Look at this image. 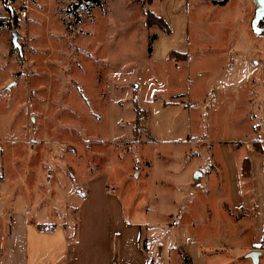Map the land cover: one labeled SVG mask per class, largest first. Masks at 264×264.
Returning a JSON list of instances; mask_svg holds the SVG:
<instances>
[{
    "label": "rangeland",
    "instance_id": "374dc122",
    "mask_svg": "<svg viewBox=\"0 0 264 264\" xmlns=\"http://www.w3.org/2000/svg\"><path fill=\"white\" fill-rule=\"evenodd\" d=\"M87 2L74 7L70 0H29L28 16L16 19L0 0V230L24 196L64 200L69 183L81 193L82 166L88 171L119 158L127 164L121 186L128 192L146 169L145 161L136 167L133 154L148 157L153 147L171 159L159 161L155 174L174 197L158 217L169 230H206L209 216L216 217V230H264V17L254 28L255 0ZM146 8L165 17L167 31L145 26ZM12 29L20 51L12 45ZM150 34L162 36V47L188 51L189 61L177 68L160 58L150 61ZM153 94L160 98L152 100ZM135 100L149 111L158 137L153 145L136 146L151 136L143 112L134 140ZM194 135L207 141L189 144ZM228 146L243 147L230 153ZM190 148L202 155L213 148L230 164V198L240 193L235 158L254 159L261 168L254 170L256 211L224 204L219 216L223 188L214 180L201 178L205 191L177 196L182 188L175 175L183 173L175 168L177 154ZM57 208L59 215L64 209Z\"/></svg>",
    "mask_w": 264,
    "mask_h": 264
},
{
    "label": "crops",
    "instance_id": "0c3cea01",
    "mask_svg": "<svg viewBox=\"0 0 264 264\" xmlns=\"http://www.w3.org/2000/svg\"><path fill=\"white\" fill-rule=\"evenodd\" d=\"M161 17L165 20L164 16ZM160 39L162 36L158 35L151 42V51H148L150 61L160 58L176 68L179 62L183 63L186 59L189 61L190 56L186 54L188 51L170 46L162 47ZM170 54L186 55L182 56V60L178 58L174 61ZM230 64L233 67L234 59ZM231 67L223 72L224 83L233 69ZM260 83L264 85V78ZM182 97L184 100V96ZM158 98V94L151 96L152 100ZM135 102L146 112V123L151 136L143 143L138 142L136 146L153 145L158 137L148 124L149 111L141 108L136 100ZM185 105L191 107L187 102ZM199 119L200 115L198 122ZM187 140L189 144L207 141H201L195 135ZM240 148L229 147V151L233 153ZM152 149L148 157L137 158L133 154L136 167L145 161L146 169L143 177L131 183L133 185L129 186L128 192H124L121 186L122 168L127 164L114 158L106 167H100L96 163L92 164L94 169L89 168L92 165L87 167L88 171L84 170V166L80 168L82 173L78 176L83 189L81 193H76L69 183L70 190L65 192L64 200L43 193L41 199L38 195L32 201L25 196L21 198L16 209H12L7 215L5 229L0 230V264H184V258L188 259L189 264H253L254 260L249 256L253 251L256 252V264H264V230H216V217L212 216H209L208 224L205 222L206 230H169L170 223L160 221L158 217L165 215L167 205L175 201L172 194L162 188L163 180L157 179L155 174L157 168L162 166L159 161L168 163L171 159L163 160L164 153L156 147ZM206 149L204 156L192 148L187 152L182 150L180 155L176 153L180 160L175 166L176 171L183 172L175 175L182 188L177 196L182 197L186 192L192 194L198 188L202 189L201 178L208 182L214 180L223 188V196L216 201L219 216L224 214V204L232 208L255 207L256 211L254 170L257 168V172H261L260 166L257 167L252 159L248 175H243L242 163L248 157L240 155L235 158L234 169L240 193L230 198L228 178L232 168L229 163L224 164L221 158L217 159L213 148ZM171 157L175 159L174 156ZM199 157L203 160L197 163ZM127 161L130 163L132 160L128 158ZM211 162L217 167V172L213 171ZM189 163L193 164L188 165ZM167 170L163 168L164 172H168ZM249 179L252 181L250 186ZM181 180H185L184 184ZM57 207L64 209L59 215L56 214Z\"/></svg>",
    "mask_w": 264,
    "mask_h": 264
},
{
    "label": "trees",
    "instance_id": "16d2710c",
    "mask_svg": "<svg viewBox=\"0 0 264 264\" xmlns=\"http://www.w3.org/2000/svg\"><path fill=\"white\" fill-rule=\"evenodd\" d=\"M2 3H4L5 8L7 11H9L10 15L13 16L12 18H16L17 19V15L13 12L12 8L10 7L9 3L10 0H1ZM83 0H70V6H74L77 7V5L82 2ZM88 0H84V2H87ZM92 2H96L97 0H91ZM153 0H146V4H151ZM88 3V2H87ZM98 4V2H96ZM95 4V3H94ZM87 5V4H85ZM145 23L146 26L149 28L152 25H158L160 27H162V29L165 31H167V26L164 22V19L160 16H156L151 10H149V8L145 9ZM13 20V19H12ZM4 21L0 20V25L3 23ZM12 23V22H11ZM16 26V25H15ZM155 38V34H150L149 35V42H148V51H151V42L152 40ZM135 112H136V118L134 120V124L135 127L133 129V135L134 138L136 139L138 136V129H139V123L141 122L140 120V114L143 113L144 111L141 110L138 106H135ZM258 150H260V147H258ZM250 170V162L248 159H244L243 163H242V171L244 174L249 173ZM184 264H189L188 259L184 258Z\"/></svg>",
    "mask_w": 264,
    "mask_h": 264
},
{
    "label": "water",
    "instance_id": "95a60500",
    "mask_svg": "<svg viewBox=\"0 0 264 264\" xmlns=\"http://www.w3.org/2000/svg\"><path fill=\"white\" fill-rule=\"evenodd\" d=\"M256 4H257V8L255 10V17L253 19V26L254 28H256V25L259 21H261L264 17V0H255ZM18 31L16 29H12L11 30V42L12 45L15 48H18V50L20 51V45L17 41L18 39ZM256 252L253 251L249 256L253 258L254 262H256Z\"/></svg>",
    "mask_w": 264,
    "mask_h": 264
},
{
    "label": "built area",
    "instance_id": "2783aa9c",
    "mask_svg": "<svg viewBox=\"0 0 264 264\" xmlns=\"http://www.w3.org/2000/svg\"><path fill=\"white\" fill-rule=\"evenodd\" d=\"M84 4H87V2L83 0L78 5L84 6ZM12 10L18 18H26L29 13V0H16L15 4L12 6Z\"/></svg>",
    "mask_w": 264,
    "mask_h": 264
}]
</instances>
